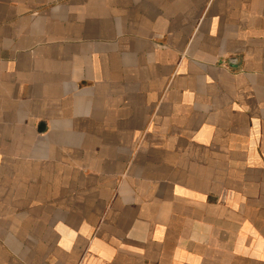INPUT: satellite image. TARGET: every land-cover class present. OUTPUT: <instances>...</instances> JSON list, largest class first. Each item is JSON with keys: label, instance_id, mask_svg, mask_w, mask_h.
Masks as SVG:
<instances>
[{"label": "crops", "instance_id": "crops-1", "mask_svg": "<svg viewBox=\"0 0 264 264\" xmlns=\"http://www.w3.org/2000/svg\"><path fill=\"white\" fill-rule=\"evenodd\" d=\"M0 264H264V0H0Z\"/></svg>", "mask_w": 264, "mask_h": 264}]
</instances>
